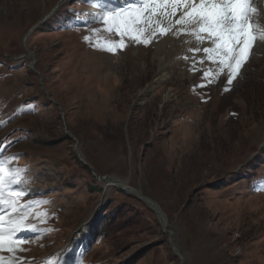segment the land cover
<instances>
[{"label":"rangeland","instance_id":"374dc122","mask_svg":"<svg viewBox=\"0 0 264 264\" xmlns=\"http://www.w3.org/2000/svg\"><path fill=\"white\" fill-rule=\"evenodd\" d=\"M250 4L264 29V0ZM139 5L0 0V159L21 169L5 200L21 195L14 208L0 203V224L23 217L13 238L25 241L14 253L0 250L5 261L264 264V42H254L225 92L226 76L204 77L215 66L196 49L209 44L181 25L150 45L125 37L124 49L104 50L120 37L100 17ZM27 49L34 54L19 58ZM77 148L100 175L162 207L183 259L154 210L98 180Z\"/></svg>","mask_w":264,"mask_h":264},{"label":"snow or ice","instance_id":"6c2138e0","mask_svg":"<svg viewBox=\"0 0 264 264\" xmlns=\"http://www.w3.org/2000/svg\"><path fill=\"white\" fill-rule=\"evenodd\" d=\"M255 11L250 0H141L139 6L107 10L100 17L107 26L106 31H114L120 37L118 43L105 42L104 50L115 53L124 49L125 37L137 45H150L153 40L171 32L174 25H181L180 31H189L196 41L209 44L196 49L215 66L214 70L205 71L204 77L211 83L226 76L223 90L227 92L241 75L254 42L258 39L264 42V29L258 30L252 22ZM84 39L88 40V37ZM7 159H0V203H9L14 208L15 197L21 193L9 191L8 200H5V189L21 182V169L6 167ZM23 227V217L10 219L7 228L0 224V250L14 253L18 245L25 243L22 239L13 238ZM0 264H14V261L0 257Z\"/></svg>","mask_w":264,"mask_h":264},{"label":"water","instance_id":"95a60500","mask_svg":"<svg viewBox=\"0 0 264 264\" xmlns=\"http://www.w3.org/2000/svg\"><path fill=\"white\" fill-rule=\"evenodd\" d=\"M55 9L56 8H54V10L52 11V12H50L49 14H47V16H44L43 18H42V20H40L37 24H35L31 29H30V31L28 32V34L26 35V37H25V39H27L28 38V36L31 34V33H33L41 24H43L50 16H51V14L55 11ZM28 50V49H27ZM28 52V54H26V55H22L21 57H19V58H24V57H28V56H30L31 54H34L33 52H31L30 50H28L27 51ZM13 58V57H12ZM19 58H17V57H15V59H19ZM14 59V58H13ZM31 68H33L34 69V64H32L31 65ZM51 100H53L54 102H56L54 99H52L51 98ZM56 104L58 105V106H60V108H62L61 107V104L59 103V102H56ZM68 135L70 136V137H73L75 140H76V137L75 136H73L70 132H68ZM77 155L80 157V154L78 153V148H77ZM82 159V161L92 170V172H93V174L98 178V180H100L101 182H103V183H105V185H108V184H112V185H117V183L118 184H120V182H117L116 183V180H118V178H116V176H114V175H100L95 169H94V167L91 165V164H89L84 158H81ZM110 180V181H109ZM109 182V183H108ZM116 187H118V188H120L121 190H123L124 192H126V193H128V194H132V195H134V196H136L138 199H140V200H142V201H144L146 204H148L153 210H154V212L158 215V217H159V220H160V223H161V226H162V228H163V231H164V233L166 234V235H168L169 236V238H170V242H171V244H172V247H173V249H174V252L180 257V258H182L183 259V257H182V254L178 251V247H177V245L174 243V232L168 227L169 226V224L168 223H164V220H163V217H162V214H161V212L157 209V207H156V204H157V202L156 201H154L153 199H151V198H149V197H147V196H145V195H143L139 190H137V189H134L133 187H131V186H122V185H117Z\"/></svg>","mask_w":264,"mask_h":264},{"label":"bare ground","instance_id":"6f19581e","mask_svg":"<svg viewBox=\"0 0 264 264\" xmlns=\"http://www.w3.org/2000/svg\"><path fill=\"white\" fill-rule=\"evenodd\" d=\"M44 16H47V14H44ZM169 40H170V38H168V39H166L165 40V42H164V44H162V45H160L158 48H159V50H162V48L164 47V45H166L167 43H169ZM172 42V41H171ZM170 45H171V43H170ZM174 47V46H173ZM165 49H167V48H165ZM170 49V48H169ZM158 54V53H157ZM161 58V57H160ZM155 83V82H154ZM148 87L149 88H153L154 87V85H153V83H150L149 85H148ZM141 93V92H140ZM143 93V92H142ZM141 93V94H142ZM142 96V95H141ZM140 98V97H139ZM167 98H169V96H167ZM81 156V158H84V156L82 155V154H80ZM85 159V158H84ZM116 178H118V177H116ZM110 181V180H109ZM117 182H120V184H118ZM109 183V182H108ZM116 183H117V185H122V186H129L128 184H127V182L126 181H122L120 178H118V180H116ZM108 185H110V184H108ZM116 185V186H117ZM115 186V185H114ZM156 207H157V209L161 212V214H162V217H163V220H164V223L166 222V223H168V218H167V215H166V213L164 212V210L162 209V207L157 203L156 204ZM178 249V248H177ZM183 257V256H182Z\"/></svg>","mask_w":264,"mask_h":264},{"label":"trees","instance_id":"16d2710c","mask_svg":"<svg viewBox=\"0 0 264 264\" xmlns=\"http://www.w3.org/2000/svg\"><path fill=\"white\" fill-rule=\"evenodd\" d=\"M103 217L104 215L98 217L93 225V228L91 229V236H97L99 234V232L102 230L101 224L103 221ZM91 241V238H90ZM92 242V241H91Z\"/></svg>","mask_w":264,"mask_h":264}]
</instances>
